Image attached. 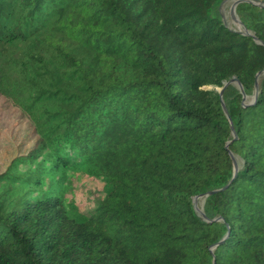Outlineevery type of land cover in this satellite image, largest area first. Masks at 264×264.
<instances>
[{"label":"trees","instance_id":"trees-1","mask_svg":"<svg viewBox=\"0 0 264 264\" xmlns=\"http://www.w3.org/2000/svg\"><path fill=\"white\" fill-rule=\"evenodd\" d=\"M221 2L0 0V93L38 136L0 172V264H264V7L247 35Z\"/></svg>","mask_w":264,"mask_h":264},{"label":"rangeland","instance_id":"rangeland-1","mask_svg":"<svg viewBox=\"0 0 264 264\" xmlns=\"http://www.w3.org/2000/svg\"><path fill=\"white\" fill-rule=\"evenodd\" d=\"M236 1L222 0L215 15L228 27L239 29L231 16ZM237 16L239 17L238 13ZM239 19L241 20L240 17ZM37 139L35 127L26 114L0 93V172L6 168L12 157L29 151ZM66 188V202L74 203L82 213L93 211L97 203L105 197L104 182L83 172L71 173Z\"/></svg>","mask_w":264,"mask_h":264},{"label":"water","instance_id":"water-1","mask_svg":"<svg viewBox=\"0 0 264 264\" xmlns=\"http://www.w3.org/2000/svg\"><path fill=\"white\" fill-rule=\"evenodd\" d=\"M241 3H249V4H253V5H257L259 7H264V3L261 4V3H257L255 1H252V0H237L234 5H233V8H232V12H231V16H232V19L235 21L236 25L238 26L239 29H241L245 34L247 35H252L248 30L247 28L243 25V23L241 22V20L239 19V17L237 16V6ZM256 39V38H255ZM257 40V39H256ZM264 74V72H260L257 74L256 78H257V81H256V84H255V93L257 94V90H258V79ZM230 84H237L238 87L240 88L242 94L244 95V101H246V96H245V93H244V90H243V86L242 84L240 83V81L236 78H233L231 79L229 82H226L224 84V87L221 89L220 91V97L222 98L223 97V94H224V91L226 89V87ZM223 105V108H224V111L227 112V109L225 107V104L222 103ZM235 169H237L236 165H235ZM216 191H211L203 196L207 197L209 195H212L214 193H216ZM198 199L199 198H195V207H196V210L197 212L203 217L206 219V216L205 214L203 213L202 210H200L198 207H197V202H198ZM220 219H215V221H219Z\"/></svg>","mask_w":264,"mask_h":264}]
</instances>
